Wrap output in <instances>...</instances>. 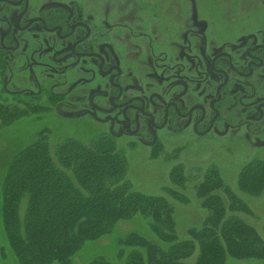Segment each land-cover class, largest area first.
I'll return each instance as SVG.
<instances>
[{"label":"flooded vegetation","instance_id":"obj_1","mask_svg":"<svg viewBox=\"0 0 264 264\" xmlns=\"http://www.w3.org/2000/svg\"><path fill=\"white\" fill-rule=\"evenodd\" d=\"M193 1L184 12L154 6L146 16L157 20L133 26L137 15L112 23L98 0L89 11L77 0H0V51L55 78L74 107L66 118L97 120L113 136L255 140L264 135V26L250 15L219 22L222 11ZM206 19L217 23L210 35Z\"/></svg>","mask_w":264,"mask_h":264},{"label":"trees","instance_id":"obj_2","mask_svg":"<svg viewBox=\"0 0 264 264\" xmlns=\"http://www.w3.org/2000/svg\"><path fill=\"white\" fill-rule=\"evenodd\" d=\"M1 116L0 126L16 121L8 114ZM48 139V130H41L34 142L13 148L3 164L0 223L17 264H72L84 242L108 237L115 228L120 237L114 253L117 264H185L196 247L194 264H225L227 257L264 262L263 238L238 215L251 210L216 168L207 167L194 185L207 211L202 226L189 230L190 239L180 240L168 200L132 189L126 179L127 160L110 137L98 133L88 143L69 137L55 145L53 155ZM168 179L176 186L186 185L184 166L173 165ZM236 184L242 193L260 194L264 159L243 165ZM166 191L187 203L179 190ZM137 214L147 221L153 238L133 229L120 233L121 224ZM87 264L114 263L99 255Z\"/></svg>","mask_w":264,"mask_h":264},{"label":"rangeland","instance_id":"obj_3","mask_svg":"<svg viewBox=\"0 0 264 264\" xmlns=\"http://www.w3.org/2000/svg\"><path fill=\"white\" fill-rule=\"evenodd\" d=\"M33 1L41 3L45 0ZM98 1H101V5L109 4L112 23L120 21L121 16L125 18L137 15L138 17L132 20L133 24L130 23L133 26H137L139 21L157 20L146 16L151 14L149 11L154 6L170 5V9L184 12L188 11L192 5L191 0ZM77 2L84 5L87 11L90 7L95 10L94 0H77ZM193 4L197 10L213 15L218 10L222 11L221 14L218 13L219 22L236 20L242 23L250 15L256 28L264 26V0H194ZM162 14L166 15L164 12ZM206 20L208 21L206 30L210 35L214 32V26H217V23L215 19ZM12 58L13 56L5 55V52L0 51V123L1 119H4L2 114H8L12 120H16L9 126H0V178L3 164L13 148L34 142L43 129L48 130L52 155L55 145L66 138L73 137L88 143L93 136L99 133L110 137L116 148L123 151L128 166L126 179L133 190L148 195H163L168 200L172 207L175 233L178 239H190L189 230L200 228L207 215V211L201 207L200 201L195 196L194 185L201 178L204 170L211 166L219 171L224 182L251 210L249 215L242 212L238 215L253 226L264 240V190L258 195L245 194L238 190L236 184L238 171L243 165L252 159H264V135L251 141L198 139L191 133H184L179 139H171L166 137L167 132L160 133L158 140H152V137L147 139L129 136L116 137L109 133L108 126L97 120L66 118L74 107L71 103L61 101V93L58 91L55 78L48 79L43 72L27 71L24 66L17 65L18 59L11 60ZM50 86L54 87L53 91L48 89ZM70 97L71 95L67 100H70ZM28 103L30 105L27 108L25 105ZM21 114L24 116H20ZM179 163L184 166L187 177L186 185L182 187L172 184L168 179L170 169ZM167 187L182 192L187 198V203L173 199L166 191ZM222 196L227 204L225 195L222 194ZM23 210L24 202L19 207L21 215ZM228 214L232 212L228 211ZM119 229L120 233H123L125 229L127 231L133 229L145 236L154 237L149 231L147 221L138 214L133 217V221L122 223ZM106 236L108 237L84 242L73 256L72 264H87L90 259L99 255L117 264L114 253L120 247L119 233L115 228ZM197 253L198 248L196 247L193 254L185 259V264H194ZM0 264H17L6 243L1 223ZM225 264H264V262L253 259L235 260L227 257Z\"/></svg>","mask_w":264,"mask_h":264}]
</instances>
